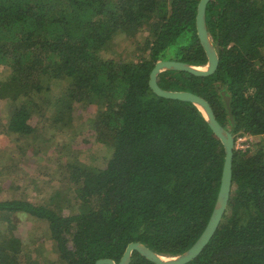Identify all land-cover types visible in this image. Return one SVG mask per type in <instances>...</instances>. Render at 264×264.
<instances>
[{
  "label": "trees",
  "instance_id": "obj_1",
  "mask_svg": "<svg viewBox=\"0 0 264 264\" xmlns=\"http://www.w3.org/2000/svg\"><path fill=\"white\" fill-rule=\"evenodd\" d=\"M199 2L0 0L4 133L75 139L83 134L73 129V112L84 103L93 107V132L82 147L110 150L102 162L58 151L57 174L73 199L0 200V264L119 262L131 242L163 256L195 244L217 202L224 145L196 104L160 96L149 82L159 60L207 63ZM206 21L220 56L215 73L166 70L158 83L203 96L224 127L254 140L235 149L227 211L187 264H264V0H210ZM20 216L46 224L56 262L30 259V242L14 233ZM130 264L157 263L134 252Z\"/></svg>",
  "mask_w": 264,
  "mask_h": 264
},
{
  "label": "rangeland",
  "instance_id": "obj_2",
  "mask_svg": "<svg viewBox=\"0 0 264 264\" xmlns=\"http://www.w3.org/2000/svg\"><path fill=\"white\" fill-rule=\"evenodd\" d=\"M126 44L129 45L128 41ZM2 75L3 73L0 72L1 79L4 77ZM7 103L6 99H0V200L18 197L41 202L55 193H61L66 200L73 199L74 193H72V188H69L70 184L61 183L57 174L58 161L61 157L56 155L58 151L62 148L65 154L66 150L70 149L71 152L66 155H77L83 161H90L93 157L97 158V162H102L110 151L107 146L99 142H94L92 146L86 148L82 147L81 139L85 136L84 133L93 132L92 127L86 121L89 116L93 115L92 105L89 106V110L84 107V103L78 104V108H75L73 112V129L80 130L82 132L80 134L83 135L75 139L69 136H56L55 142L50 139L49 135L45 138L32 136L19 140H16V134L6 135L2 129V122H5ZM44 122L41 123L43 129L45 128ZM64 142L65 145L69 143L70 147L62 145ZM39 147L42 151L34 154ZM15 219L18 226L14 233L20 235L25 242H30L29 247L25 249L30 253V259L38 258L49 263L56 262L58 254L54 251L53 242L45 233L46 224L35 218L20 216ZM1 225L0 228L3 230L4 227Z\"/></svg>",
  "mask_w": 264,
  "mask_h": 264
},
{
  "label": "water",
  "instance_id": "obj_3",
  "mask_svg": "<svg viewBox=\"0 0 264 264\" xmlns=\"http://www.w3.org/2000/svg\"><path fill=\"white\" fill-rule=\"evenodd\" d=\"M209 2L210 0H200L198 4V13L196 19L197 33L200 43L203 46L204 51L208 57L207 63L205 65L198 66L174 59L159 60L155 64L151 72L149 83L151 89L160 96L173 99H181L196 104L201 109V111L207 118L211 128L224 145L225 162L223 167L221 186L217 197V202L213 209L210 220L195 244L186 252L177 256H163L141 242H131L127 246L119 262L111 258H102L97 260L96 264H130L134 252H138L140 255L154 261L157 264H187L188 262L195 259L207 246V244L217 231V228L219 227L224 214L227 211L233 179V160L235 151L234 133L219 122L212 106L203 96L192 91L165 90L158 83V75L166 70H183L198 76L211 75L217 70L220 62V56L217 47L214 44L213 38L209 34L206 21V10ZM226 103L230 108L229 97H226Z\"/></svg>",
  "mask_w": 264,
  "mask_h": 264
},
{
  "label": "built area",
  "instance_id": "obj_4",
  "mask_svg": "<svg viewBox=\"0 0 264 264\" xmlns=\"http://www.w3.org/2000/svg\"><path fill=\"white\" fill-rule=\"evenodd\" d=\"M252 134H238L235 136V149L246 151L253 139Z\"/></svg>",
  "mask_w": 264,
  "mask_h": 264
},
{
  "label": "bare ground",
  "instance_id": "obj_5",
  "mask_svg": "<svg viewBox=\"0 0 264 264\" xmlns=\"http://www.w3.org/2000/svg\"><path fill=\"white\" fill-rule=\"evenodd\" d=\"M202 68V67H201Z\"/></svg>",
  "mask_w": 264,
  "mask_h": 264
}]
</instances>
